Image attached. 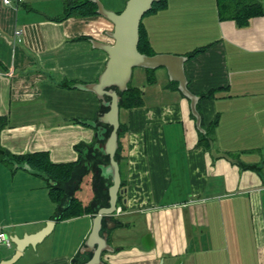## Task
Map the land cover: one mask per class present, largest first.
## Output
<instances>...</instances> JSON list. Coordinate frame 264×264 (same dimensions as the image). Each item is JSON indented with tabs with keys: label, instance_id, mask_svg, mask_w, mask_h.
<instances>
[{
	"label": "crops",
	"instance_id": "1",
	"mask_svg": "<svg viewBox=\"0 0 264 264\" xmlns=\"http://www.w3.org/2000/svg\"><path fill=\"white\" fill-rule=\"evenodd\" d=\"M49 1L15 9L0 0V116L8 120L0 145L12 155L47 152L54 164L73 163L76 146L94 140L101 107L78 86L98 81L114 26L99 14L56 21L44 12ZM142 23L155 55L208 46L185 60L187 87L199 97L214 91L200 98L198 112L205 127L217 121L214 148L236 162L200 145L191 101L165 67L153 69L154 83L137 67L131 81L144 105L120 110L119 211L81 253L94 215L56 220L46 181L0 161V230L11 241L0 245V264H80L96 248L107 264H264V14L240 28L219 20L216 0H167ZM93 201L94 194L82 202Z\"/></svg>",
	"mask_w": 264,
	"mask_h": 264
},
{
	"label": "trees",
	"instance_id": "2",
	"mask_svg": "<svg viewBox=\"0 0 264 264\" xmlns=\"http://www.w3.org/2000/svg\"><path fill=\"white\" fill-rule=\"evenodd\" d=\"M219 20H231L240 28L249 25L250 20L254 17L264 14V10L260 0H216ZM167 7V0H159L154 3L152 9L146 16L164 10ZM119 11L118 13H120ZM98 15L97 5L91 0H64V10L60 17L54 18L61 21L69 17H90ZM208 46L197 48L186 56L191 58L205 51ZM138 50L147 56H154L155 53L151 47L149 39L143 27L140 25V40ZM149 73L153 69H147ZM155 80L149 77V83ZM175 83H171L169 87H175ZM214 91H209L200 95L201 99L212 98ZM121 102L120 110L141 108L144 105L143 91L138 87L128 85V89L120 92ZM109 100V98H107ZM198 111L200 105H197ZM107 111V107L101 105L98 117ZM97 120L92 124L95 130V138L90 144H80L76 146L79 152V159L73 163L54 164L51 162L47 152L30 153L25 155H12L0 145V161L15 170L14 164H28L31 167V173L44 179L49 188V195L53 202L57 205L55 214L56 220H67L70 218L82 216L85 214H93L94 216L101 208L109 206V188L112 185V179L109 173H105V168L109 166L110 160L99 147L98 144L104 143L109 137L112 128L109 125L102 124ZM215 120L210 126L202 127L207 130V135H200V145L210 149L208 138L212 139V130L216 126ZM8 125V120L0 116V133ZM103 127V131L100 129ZM124 133V125L119 127V147L117 149L115 159L119 162L120 158V137ZM256 168V167H251ZM92 174L94 201L88 205L77 198L76 192L81 189L84 178ZM118 203L121 204V195H119ZM91 257L80 264H85ZM107 264V263H106Z\"/></svg>",
	"mask_w": 264,
	"mask_h": 264
},
{
	"label": "water",
	"instance_id": "3",
	"mask_svg": "<svg viewBox=\"0 0 264 264\" xmlns=\"http://www.w3.org/2000/svg\"><path fill=\"white\" fill-rule=\"evenodd\" d=\"M91 1L96 3L97 13L113 23L114 28L111 32L113 43L109 45L103 44V49L108 54V60L98 81L92 85H79L78 87L94 92L100 100L101 105L107 107V111L98 117V122L111 126L112 131L107 140L104 143L98 144V147L109 157L110 163L105 168V173L110 174L112 185L109 188V206L107 208H101L94 216L92 232L85 242V246L81 249V253L87 251L92 246L93 237L100 236L102 221L110 219L118 208V199L119 195L122 194V190L119 162L115 159V155L119 147L120 92L128 89L135 68L155 69L160 66L165 67L172 79L179 81V88L190 99L191 111L197 121L199 132L205 136L207 135V130L202 127L201 115L197 109L200 97L191 93L187 87L184 62L188 57L171 55L147 56L138 50L140 25L146 14L152 9L154 3L159 0H127L124 9L120 13L106 9L100 0ZM100 130L103 131V127ZM208 142L213 157L225 158L230 162H236L227 154L217 153L211 138H208ZM14 168L25 169L31 173V167L28 164H14ZM51 226L52 222H50L49 228L37 235L36 238H26L20 244V250L28 240L33 239V242H31L33 245L35 239H40L45 236ZM106 238L107 233L103 234V241H106ZM92 252L91 259L85 264H106L101 259L103 252L101 248L93 249ZM13 260L5 261L2 264H12Z\"/></svg>",
	"mask_w": 264,
	"mask_h": 264
},
{
	"label": "rangeland",
	"instance_id": "4",
	"mask_svg": "<svg viewBox=\"0 0 264 264\" xmlns=\"http://www.w3.org/2000/svg\"><path fill=\"white\" fill-rule=\"evenodd\" d=\"M113 2H115V6L114 7L116 9H119V7L121 9L122 8L124 9L125 5H122V2H124L123 0H113ZM118 4H120V6ZM117 6H119V7H117ZM63 10H64V0H51V1H49V2L44 4V12H45V14L51 15L52 18H57V17L62 16ZM146 17L147 16L144 17L142 22H144ZM136 70L137 69H135V71ZM149 77L153 78L155 80V78H156L155 77V73L154 72L149 73ZM131 86H134V87L137 86V79L136 78H134L131 81ZM91 184L92 183H91L90 177L87 175L86 178L83 180V182L81 184V189L79 191H77V197L81 201H83L85 203H88V201L91 200V198L93 197V194H94V189H93V186H91Z\"/></svg>",
	"mask_w": 264,
	"mask_h": 264
},
{
	"label": "built area",
	"instance_id": "5",
	"mask_svg": "<svg viewBox=\"0 0 264 264\" xmlns=\"http://www.w3.org/2000/svg\"><path fill=\"white\" fill-rule=\"evenodd\" d=\"M1 1H2L3 5L17 9L22 4L26 3L27 0H1ZM21 34H22V30L18 29L15 31V35H16L18 41L21 40V38H20ZM118 209H120V208H117V210ZM0 245H6V246L11 245L10 239L6 236V234L2 230H0Z\"/></svg>",
	"mask_w": 264,
	"mask_h": 264
}]
</instances>
